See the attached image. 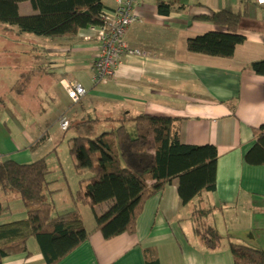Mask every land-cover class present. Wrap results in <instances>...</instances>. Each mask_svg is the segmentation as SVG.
<instances>
[{
	"label": "crops",
	"instance_id": "crops-1",
	"mask_svg": "<svg viewBox=\"0 0 264 264\" xmlns=\"http://www.w3.org/2000/svg\"><path fill=\"white\" fill-rule=\"evenodd\" d=\"M137 1L139 22L131 27L127 40L131 47L148 56L123 58L115 80L93 82L98 45L85 38L90 34L88 28L74 37L51 38L54 40L35 56L38 65H22L23 73L36 71L23 94L14 92L21 75L13 55H0L4 61L0 64V96L5 98V104L0 105L4 121L0 127V160L27 164L43 158L47 154L40 151L53 143L50 130L60 126L62 119L76 128L73 137L95 138L118 128L120 123L112 119L126 115L172 118L183 144L217 148L216 190L203 192L184 204L178 193L179 181L173 180L145 202L135 234L125 233L112 239H105L95 230V218L108 211L114 200L94 209L81 205L78 209L91 233L57 264H145L147 248L156 249L159 264H238L231 244L264 251V165L246 162L255 143L254 129L264 125V75L253 70L254 63L264 61V6L257 0ZM160 2L171 6L168 15L159 13ZM116 4L117 0H104L105 9ZM223 10L244 13L238 29L245 37L244 43L229 58L190 52L189 39L226 32L207 19ZM20 13L35 12L29 3H22ZM3 29L15 32L5 25ZM35 80L41 90L55 84L54 88L39 92L38 98L41 103L44 98L54 104L58 101V105L50 114L52 120L46 119V113L26 123V116L10 107L6 92L14 101L22 102ZM68 83H81L87 88L80 103L68 98L64 89ZM92 120L98 121L88 123ZM126 127L129 132L135 130L132 122ZM48 166V202L56 214L73 211L77 207L73 197L81 178L75 166L72 173L61 159L56 166ZM0 202L9 207L0 216V225L28 218L19 195L0 192ZM86 215L92 223L90 228ZM206 228L223 236L215 249L209 248L201 237ZM28 250L30 256L10 255L3 264H46L36 239L28 241Z\"/></svg>",
	"mask_w": 264,
	"mask_h": 264
},
{
	"label": "trees",
	"instance_id": "trees-1",
	"mask_svg": "<svg viewBox=\"0 0 264 264\" xmlns=\"http://www.w3.org/2000/svg\"><path fill=\"white\" fill-rule=\"evenodd\" d=\"M29 3L32 15H22L20 4ZM105 9L104 0H0V23L46 37H74L91 25L100 24ZM171 6L160 2L159 13L168 15ZM244 13L218 11L210 20L226 32H210L189 39L192 53L229 58L245 37L239 34ZM12 28V29H11ZM253 70L264 75V61L253 64ZM34 71V70H33ZM23 73L14 92L23 94L31 78ZM5 98L0 96V105ZM120 126L95 138L76 136L70 139V154L80 178V186L73 200V211L56 214L48 202L51 174L45 157L27 164L10 159L0 160V192L18 194L28 218L0 225V264L14 254L27 253L28 241L36 239L46 264H57L81 246L89 237L79 206L94 209L114 200V205L102 215H96V228L105 239L121 234H135L137 221L145 202L178 179V193L184 204L203 192L216 190L218 150L213 145L192 146L181 142L172 118L140 114L112 119ZM92 120L88 123H97ZM132 122L137 131L133 138L126 124ZM255 143L246 155L251 165H264V125L254 129ZM1 158V156H0ZM89 174V178L84 175ZM9 207L0 202V216ZM204 243L217 248L223 236L212 228L201 232ZM231 252L238 264H264V251L239 244H231ZM145 264H159L155 248L144 250Z\"/></svg>",
	"mask_w": 264,
	"mask_h": 264
},
{
	"label": "rangeland",
	"instance_id": "rangeland-1",
	"mask_svg": "<svg viewBox=\"0 0 264 264\" xmlns=\"http://www.w3.org/2000/svg\"><path fill=\"white\" fill-rule=\"evenodd\" d=\"M51 40V37L46 36H39L31 33H20L17 27L15 28V32L11 31H5L3 29V24L0 23V55L11 53L14 65L19 69V75L24 72L23 70V64H32V67L34 65H38V60L35 58V56L39 53H41V49H43L46 45V43H49ZM0 60V64H4V61L2 60V56ZM34 68V67H33ZM30 69V68H28ZM39 69H37L38 72ZM34 72V71H33ZM38 80H35V83L33 86H31L28 90V95L25 96L22 102L14 101L13 98H11L10 94L6 92V100H8L10 107L15 109L17 113H19L22 117L26 116L25 122H30L34 118L39 119L41 116L39 114H46V119H51V112H53L54 108L58 105V101L54 104V102H51L49 99L44 98V102H40L38 93L41 92L44 93L46 89L47 91L50 88H54L55 84L50 83V85H46L45 88H42V90L37 85ZM52 84V85H51ZM41 90V91H40ZM58 100V99H57ZM29 109V110H28ZM4 121L1 118L0 115V127ZM71 124V123H70ZM29 127V125H27ZM71 128V125L70 127ZM68 128V129H69ZM67 129V130H68ZM75 127L69 129V132L66 130V132L61 131L60 126L54 127L52 131L50 130L51 136L53 138L52 145H45L44 150L40 151L43 153L45 159H47L48 164L56 166V163L61 159V161L66 163V168L69 170L70 173L73 172V157L70 154V146L69 141L73 137L75 131ZM31 132V130H30ZM131 132V131H130ZM13 134L15 132L13 131ZM36 134V133H35ZM131 136L133 138L137 137V131L136 128L133 132H131ZM55 148V149H52ZM73 181L75 183V179L73 178ZM18 195V194H17ZM15 214V213H12ZM86 223L88 225V228L91 227V221L86 215Z\"/></svg>",
	"mask_w": 264,
	"mask_h": 264
},
{
	"label": "built area",
	"instance_id": "built-area-1",
	"mask_svg": "<svg viewBox=\"0 0 264 264\" xmlns=\"http://www.w3.org/2000/svg\"><path fill=\"white\" fill-rule=\"evenodd\" d=\"M264 6V0H257ZM140 4L137 0H117L112 9H104L100 16V24L88 27L90 34L85 37L97 42L98 53L94 60L95 84L115 80L116 72L123 58L127 56L148 55L130 46L127 35L131 27L139 22L138 12ZM68 98L75 104L80 103L87 95L88 90L81 83L64 85ZM61 129L67 130L70 121L62 119L59 122Z\"/></svg>",
	"mask_w": 264,
	"mask_h": 264
}]
</instances>
